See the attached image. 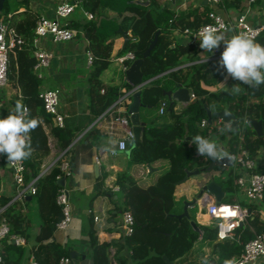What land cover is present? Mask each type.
Instances as JSON below:
<instances>
[{
	"label": "trees",
	"instance_id": "1",
	"mask_svg": "<svg viewBox=\"0 0 264 264\" xmlns=\"http://www.w3.org/2000/svg\"><path fill=\"white\" fill-rule=\"evenodd\" d=\"M167 1L80 0V8L93 16L99 17L109 8L119 16V20L116 23L111 20L107 24L99 17V20L73 19L67 23L75 28L82 27L90 40L87 47H91L94 57L88 93L90 102L100 103L95 108V113L102 112L120 93H124L115 90L113 86L105 88L104 93L96 90L101 86L99 73L105 67L106 58L109 56L110 45L104 43V39L110 32H116L118 26L124 31L130 30L133 36L127 40L119 54L132 51L135 58L142 56L158 31L155 43L141 64L145 84L140 88V101L143 105L157 110L161 101H168L166 109L158 115L160 122L145 125L141 140L134 141L130 138L127 141L125 149L129 152L130 166L116 178L122 195V208L133 215V230L124 235L123 242H98L96 236L91 234L93 264H110L111 244L117 247L116 253L123 247H129L131 264H167L163 255L173 260V264H194L196 260L193 261L195 256L193 258L192 253L196 241L201 244L212 243L208 258L216 254L218 263L225 259L235 261L241 256L245 242L264 226V218L260 217L261 210L251 203H243L248 209L247 216L234 228L231 237L223 239L217 238L216 227L212 224H198L197 229L190 223V218L184 216L178 219L176 216L179 211L174 191L178 181L185 175L186 170L208 166L216 161L207 156L196 155V146L190 143L194 136L207 138L211 132L228 135L227 152L245 150L251 158L259 148L264 149V85L256 89L242 85V91L235 95L231 94V86L238 82L231 79L217 90L205 88L202 82L207 80V75L215 78L220 71L216 67L217 59L194 61L197 59L194 44L175 40V30H196L209 21V10L213 9L225 16L229 9H241L245 0H219L214 5L190 4L180 11L170 8ZM9 2L10 0L4 1L0 12L8 26L9 35L14 40L8 53L7 79L18 88L19 100L27 107L30 116L40 121L39 126L30 133L32 156L24 161L25 181L36 179L34 196L41 218L39 231L34 236L38 243L32 245V251L39 264H57L59 257L69 252L53 235L56 222L62 216L61 206L56 202V194L60 188L57 179L62 171L55 164L45 174L39 175L41 159L49 150L43 122L50 121L52 116L45 111L42 99L38 96L42 80L34 69L36 58L33 37L38 14L29 7L30 0H17L18 3L26 5L21 11H17V7L12 9ZM255 39L264 45V32ZM179 85L188 87L193 97L185 106L176 108L173 103L169 107V100L163 91ZM126 88L130 89L131 85L126 84ZM123 104L127 105V102ZM206 109H226L235 117L216 126L215 119L218 116L209 122ZM248 116L262 121L261 135H257L253 126L245 122ZM203 118L206 123L200 125ZM224 125H230L231 131L225 130L221 133L219 129L224 128ZM51 131L62 147L68 146L75 136L74 131L63 126L54 125ZM219 166V163H215L213 167ZM237 167L234 163L228 174L217 180L224 191L222 203H236L234 196L237 192ZM258 169L264 171V167ZM99 186L101 185L98 182L97 187ZM97 193L98 190L95 194ZM10 199L11 197H3L0 204L6 205L4 214L12 224V232L28 239V235L20 228L22 203L26 200L21 202L19 199ZM3 240L6 242L7 238ZM1 251L7 264H16L24 253L21 247L12 249L11 253H16L17 256L11 260L9 251ZM117 258L122 264H126L127 258L123 255Z\"/></svg>",
	"mask_w": 264,
	"mask_h": 264
},
{
	"label": "crops",
	"instance_id": "2",
	"mask_svg": "<svg viewBox=\"0 0 264 264\" xmlns=\"http://www.w3.org/2000/svg\"><path fill=\"white\" fill-rule=\"evenodd\" d=\"M58 1L30 0L29 7L38 15L54 17V9ZM69 1L73 3L74 8L72 13L65 19L67 23L73 19L85 21L93 18L99 20V17H102V22L107 24L112 22L111 20L115 23L119 20V16L109 8L99 17L93 15L92 17H88L84 13L85 10H82L79 6L80 0ZM263 1L257 0L247 12L248 20L253 24L264 23ZM204 3L210 4L207 0L167 1V5L176 11H180L190 4L197 5ZM16 7L17 11H21L25 9L26 5L18 3ZM229 11L234 14L238 10L229 9ZM227 12H225V15ZM119 28L120 26L117 27L116 32H110L104 39V43L110 45L109 56L106 58L105 67L99 73L98 78L101 86L96 90L104 93L105 88L113 86L115 90L124 93L122 95L120 93L100 113L94 112L100 103L94 104L89 99L88 88L91 84L90 71L93 65L92 63L87 64V52L93 54V51L91 47H87L90 40L84 29L82 27L75 28V37L70 40L53 42L46 35L34 42L35 48H45L52 52L49 65L38 69V72L41 73L39 77L42 80L39 88H57L59 90V110L63 115L62 126L75 132L71 143L68 146L62 147L57 136L51 131L52 126L56 125L52 117L50 121L43 122V128L48 136L49 150L42 157L39 168V175H43L53 165L59 164L61 158H66L69 161L70 174L65 176L61 174V176L65 177L63 187L68 191L71 201V220L66 228L55 229L53 235L63 248L69 252V255L70 252H73L71 256L73 264H93L91 234L96 236L98 242H123L124 237L122 226V213L124 209L122 208V195L116 178L120 172L128 170L130 156L127 149L117 153H111V150L116 147L117 139L125 134L126 129L117 120V117L126 115L130 123L127 109L132 97L129 89L127 90L126 88V84H131L127 81L125 75V69L129 66L130 62H121L117 57L127 52L119 54V51L126 44L127 40L133 36L130 30L124 31L121 28L119 30ZM124 33L127 35V39L124 38ZM225 34L230 36L236 34V32L233 28H229L225 30ZM174 35L177 42H191L194 44L196 50L195 57H197L194 61L218 59L220 52L223 50L222 46L219 50H213V52L202 50L199 47V38L182 30H175ZM125 65L127 66L125 67ZM224 79L225 73L220 70L215 78L208 74L207 80L203 81L202 84L205 88L213 91L225 86L230 81L228 79L227 82H224ZM189 92L191 95L190 89ZM121 96L124 97L121 102H118ZM19 97L18 88L13 86L12 82L7 79L0 90V117L6 116L14 108L15 102L19 100ZM122 102H127V105ZM173 103L176 108L186 105L178 100H174ZM159 114L161 113L157 109H152L150 106H140L139 117L143 123V128L147 124L160 122L158 118ZM215 122L216 126H220V122L224 123L219 116L215 119ZM129 125L131 126V123ZM225 127L226 125H224ZM207 138L215 140L221 148L224 147L226 149L228 135L211 132ZM97 155L99 156L98 162L95 159ZM253 160L257 168L264 167V149L262 147L257 150ZM220 165L230 171L234 162L231 165ZM205 167L207 166L194 168L198 169L199 172L188 176L185 173L183 176H186L185 179H182V177L178 181L174 196L178 203L177 209L179 213L183 211L186 201H191L194 197H197L199 190L205 183L211 179L219 183L216 176L221 174V169L212 167L207 170ZM194 169L189 170L193 171ZM247 178L248 175H245V179ZM98 182L101 185L99 188L97 187ZM97 190L98 193L95 194ZM14 194L13 170L7 158L0 156V199L11 197L10 200H14ZM205 196L209 200L216 201L213 194L204 192L203 195L196 199L194 204L187 205L189 218L193 219L197 226L198 224H208L210 219L205 211V203L203 202V197ZM234 199L240 205L251 203L256 209L261 210L260 217L264 218L263 203L251 202L238 186ZM24 200L26 201L23 202ZM20 201L23 202L21 209L23 216L22 221H20V228L28 235V239L24 238L25 242L23 244L16 245L11 238H7L6 242L8 244L5 240H2L1 246L4 252H10L11 260L17 256L16 253H11V250L19 247L23 248L24 253L16 264H27L28 254L33 248L32 245L38 243L34 236L39 231L41 218L38 214L37 201L34 194L29 198L25 196ZM94 215H97L98 219H94ZM211 248L212 243L206 242L201 244L196 241L194 252L192 253L193 258L195 256L193 261L196 260L195 263L201 262L205 255H210ZM115 250H117V247L111 244L109 246L110 264H122L123 262L117 258L120 255L127 258L126 264H131L132 259L130 258L129 247H123L117 253ZM200 254H202V257L199 259ZM209 259H214L215 264H220L217 262L216 254L212 255ZM246 264H264V257Z\"/></svg>",
	"mask_w": 264,
	"mask_h": 264
},
{
	"label": "built area",
	"instance_id": "3",
	"mask_svg": "<svg viewBox=\"0 0 264 264\" xmlns=\"http://www.w3.org/2000/svg\"><path fill=\"white\" fill-rule=\"evenodd\" d=\"M210 5L218 3L219 0H207ZM257 0H245L241 9H238L234 14L228 10L225 16L217 13L211 9L208 12L209 21L200 25L196 30L185 29L184 31L192 36L198 37V31L205 25H213L221 27V30L225 31L229 28H233L236 33L241 31L251 30L255 34V38L264 32V23L253 24L248 20L247 12L251 6ZM264 4V1H263ZM73 3L69 0H59L55 5V16L49 17L46 15H38L34 26L33 43L42 36H49L53 42H59L63 40H70L75 37V28L67 24L65 19L73 11ZM85 15L92 17V13L84 11ZM62 20H64L62 22ZM14 44L13 37L9 35V30L6 22L0 16V90L1 87L7 81V65H8V53ZM34 55L36 62L34 69L37 71V75L41 76L38 69L43 66H47L50 63L52 52L45 48H35ZM93 54L87 52V64H91L93 60ZM135 58L132 51H127L125 54L119 55L117 59L121 62H131ZM126 63V64H127ZM127 65H125L126 67ZM143 86V85H142ZM142 86H139L140 89ZM136 88H130L129 93H132ZM38 96L42 99L43 106L46 112L50 113L55 124L58 126L63 125V115L59 110V90L57 88H42L38 92ZM191 96L193 93L191 92ZM124 96L118 99L121 102ZM168 105V101H161L158 111L162 113ZM117 120L126 127L125 134L118 138L116 141V147L111 150V153H117L121 150H125L127 140L133 138V132L129 125V118L126 115L117 117ZM245 122L249 121L245 118ZM206 119L203 118L200 121V125H205ZM229 157L237 164V177L236 182L238 188H241L245 196L251 202H262L264 205V171L255 166L253 158L249 157L245 150H241L237 153H228ZM98 162L99 156H95ZM10 164V163H9ZM59 167L62 171V175L70 174L69 161L66 158H61ZM13 170V182L15 185V194L13 199L23 200L29 192L31 195L36 193V185L34 184L36 179L25 181L26 167L24 161L20 164H10ZM245 175L248 178L245 179ZM61 175H58V178ZM56 202L61 206L62 216L56 222V229L66 228L71 220V201L68 191L61 186L56 194ZM205 203V211L209 215L208 224H212L216 227V235L218 239H223L232 236L234 228L242 221L248 214V209L245 206H241L239 203H217L214 200H209L207 196L203 197ZM6 205L0 204V264H7L3 260L1 242L4 238H11L16 245L23 244L25 239L23 236L12 232V224L9 222L8 216L4 214ZM228 208L231 212L223 210ZM232 213L231 215H229ZM264 214V212H263ZM94 219H98L97 215H94ZM133 215L129 210H124L122 213V226L124 235L129 234L133 230ZM264 257V226L255 234L254 237L247 240L244 244L243 252L241 256L235 260V264H246L255 261L256 259ZM27 264H39L38 259L34 252L28 254ZM57 264H73L71 255H61Z\"/></svg>",
	"mask_w": 264,
	"mask_h": 264
},
{
	"label": "clouds",
	"instance_id": "4",
	"mask_svg": "<svg viewBox=\"0 0 264 264\" xmlns=\"http://www.w3.org/2000/svg\"><path fill=\"white\" fill-rule=\"evenodd\" d=\"M221 27L205 25L197 36L202 50L213 52L223 47L216 67L225 73L224 82L228 79L238 82L231 86V94H239L242 85L253 89L264 85V45L256 42L251 30L229 36ZM39 123L38 118L30 116L22 101L17 100L14 108L6 116L0 117V156L6 157L13 165L29 159L33 153L30 133ZM225 130L231 131V126L219 129L221 133ZM190 143L195 144L197 156L219 160L226 155L215 140L204 136L196 135ZM201 264H211L207 255L202 258ZM223 264H235V261L225 259Z\"/></svg>",
	"mask_w": 264,
	"mask_h": 264
},
{
	"label": "water",
	"instance_id": "5",
	"mask_svg": "<svg viewBox=\"0 0 264 264\" xmlns=\"http://www.w3.org/2000/svg\"><path fill=\"white\" fill-rule=\"evenodd\" d=\"M4 1L5 0H0V10H2L3 8ZM135 1L142 2V0H135ZM157 33L158 31L155 33L154 38L150 41L147 48L143 51L142 56L134 58L130 62L129 66L125 69L126 79L131 84V88H136L131 93L132 100L131 102L128 103V109H127L129 113V117H130V123H131V129L133 132L134 141L141 140L142 135H143V123L140 121V117H139V107L142 106L143 103L140 101V89L138 88L139 86H142L145 84V81L143 80V73L141 71V64H142L143 58L149 54L151 47L155 43L156 38H157ZM124 38L127 39V35L125 33H124ZM163 94L169 100V107L172 105L174 100H178L184 104H187L191 98L189 88L183 85H179L174 89L165 90L163 91ZM206 113H207V120L209 122H211V119L213 116H219L221 120L224 122H229L231 119L235 117L234 115L230 114L226 109H222L218 111H211L210 109H206ZM246 119L253 126L257 135H261L262 134V121L260 119H254L249 116L246 117ZM222 150L226 153V155L223 158L216 160L215 162H211L207 167H205V169L207 170L211 169L215 163L226 164V165L233 164V160L229 157L227 150L224 147L222 148ZM201 169H204V168H201ZM197 172H199L198 169H194L193 171L186 170V176L192 173H197ZM185 177H183L182 179H185ZM64 180H65V177L61 176L60 178L57 179V183L60 186H63ZM34 184L37 185L36 182ZM204 192L213 194L217 203L221 202V199L224 195V191L221 185L217 183L216 181H214L213 179H211L209 182L205 183L202 186V188L199 190L197 194V197H194L191 201L185 202L183 206V211L176 214L177 218L181 219L184 216L189 218V213L187 211V205L194 204L196 199L200 197L201 195H203ZM26 197L27 198L31 197V194L27 192ZM190 223L194 226V228L198 229V226L196 225L193 219H190ZM70 255L72 256L73 252H70ZM163 258L165 259L167 264L174 263V261L170 260L166 255H163ZM209 260L211 261V264H215L214 259H209ZM223 262L224 261H221L220 264H223ZM195 264H201V262H198Z\"/></svg>",
	"mask_w": 264,
	"mask_h": 264
},
{
	"label": "rangeland",
	"instance_id": "6",
	"mask_svg": "<svg viewBox=\"0 0 264 264\" xmlns=\"http://www.w3.org/2000/svg\"><path fill=\"white\" fill-rule=\"evenodd\" d=\"M10 4V7L12 8V9H14L16 6H17V4H18V2H17V0H10V2H9ZM0 12H1V10H0ZM12 36V35H11ZM2 88V87H1ZM215 169H221V174H219V175H217L216 176V179L218 180L219 179V177L220 176H225L226 174H228V170L229 169H226V168H224V167H221V166H219V167H217V168H215ZM202 257V254H200V256L198 257L199 259Z\"/></svg>",
	"mask_w": 264,
	"mask_h": 264
},
{
	"label": "bare ground",
	"instance_id": "7",
	"mask_svg": "<svg viewBox=\"0 0 264 264\" xmlns=\"http://www.w3.org/2000/svg\"><path fill=\"white\" fill-rule=\"evenodd\" d=\"M223 210H225L226 212H231L228 208H224ZM232 213H230L229 215H231Z\"/></svg>",
	"mask_w": 264,
	"mask_h": 264
}]
</instances>
